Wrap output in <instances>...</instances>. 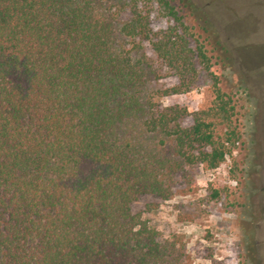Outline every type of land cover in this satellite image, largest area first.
Returning a JSON list of instances; mask_svg holds the SVG:
<instances>
[{"label": "trees", "instance_id": "16d2710c", "mask_svg": "<svg viewBox=\"0 0 264 264\" xmlns=\"http://www.w3.org/2000/svg\"><path fill=\"white\" fill-rule=\"evenodd\" d=\"M192 38L170 0H0V264H192L133 209L192 192L240 140ZM199 78L208 107L158 103Z\"/></svg>", "mask_w": 264, "mask_h": 264}, {"label": "rangeland", "instance_id": "374dc122", "mask_svg": "<svg viewBox=\"0 0 264 264\" xmlns=\"http://www.w3.org/2000/svg\"><path fill=\"white\" fill-rule=\"evenodd\" d=\"M178 1L170 0L193 35L190 45L202 46L217 86L234 103L240 140L216 169H191L192 192L176 193L150 211L149 200L140 199L133 209L161 235H182L192 264H264V0ZM153 11V27H165ZM205 81L158 103L202 110L213 99ZM176 83L174 77L160 81L163 88Z\"/></svg>", "mask_w": 264, "mask_h": 264}]
</instances>
